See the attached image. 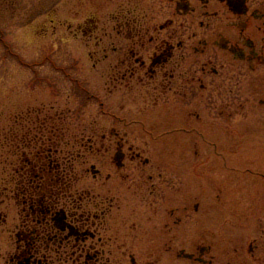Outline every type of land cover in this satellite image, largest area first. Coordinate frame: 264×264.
<instances>
[{
    "label": "rangeland",
    "instance_id": "rangeland-1",
    "mask_svg": "<svg viewBox=\"0 0 264 264\" xmlns=\"http://www.w3.org/2000/svg\"><path fill=\"white\" fill-rule=\"evenodd\" d=\"M191 5L194 13L181 16L169 0H0V137L17 115L37 110L69 116L68 150L83 130L101 135L115 125L142 154L120 186L126 196L112 220L118 242L145 257L150 244L173 241L178 226L180 241L196 254L195 245L212 246L206 257L213 264H258L253 259L264 258V64L251 69L217 47L219 34L235 40L238 29L223 16L204 18L200 0ZM172 30L185 39L196 34L188 51H203L191 52L185 67L213 59L221 75L204 80L205 90L189 82L182 91L193 102L146 81L127 89L118 80L114 89L112 78L120 75L109 68L118 57L113 47L124 49L131 34ZM92 162L101 164L92 157L87 167ZM145 173L154 174L156 192L152 182L139 184L149 180Z\"/></svg>",
    "mask_w": 264,
    "mask_h": 264
},
{
    "label": "flooded vegetation",
    "instance_id": "flooded-vegetation-1",
    "mask_svg": "<svg viewBox=\"0 0 264 264\" xmlns=\"http://www.w3.org/2000/svg\"><path fill=\"white\" fill-rule=\"evenodd\" d=\"M169 1L175 4L178 15L187 16L195 11L191 0ZM200 1L205 8L204 18L223 16L228 26L238 29L235 40L219 34L217 47L230 52L238 61H248L251 69H256L255 63L264 64V0ZM212 2L219 3L221 9L210 10ZM160 27L161 31L166 29V25ZM178 32H138L126 36L128 44L124 49L113 47L112 52L118 57L109 68L120 75L112 78L114 89L119 81L127 89L133 88L135 82L146 81L155 84V88L161 86L164 92L173 89L185 99L190 94L182 89L192 87L189 82H197L205 90L204 80L216 79L221 70L210 65L213 59L199 65L195 60L185 67L191 52L203 51L197 47L188 51L189 41L196 34L185 39ZM171 66L175 72L169 73ZM42 113L37 110L17 115L16 118L22 117L16 120L23 129L14 143L15 149L12 155H6L4 145L1 149L0 264H213L212 257H206L212 246L195 245L199 250L196 254L180 241L178 226L173 231V241L150 244L144 248L145 257L138 258L130 243L118 242L116 232L120 230L112 220L125 195L120 186L131 180L132 163L141 159V152L128 141V132L117 131L115 125L102 136L95 129L89 131L91 134L83 130L80 140H76L79 147L73 144L68 150L69 142L64 144L63 137L70 131L69 116ZM28 131L29 136H24ZM92 157L101 164L92 162L87 167ZM141 163L147 165L149 161ZM108 168L112 170L106 172ZM148 174L149 180L141 179L139 184L152 182L154 193L155 177L151 173L145 176ZM126 189L130 192L131 185ZM253 262L264 264V258H254Z\"/></svg>",
    "mask_w": 264,
    "mask_h": 264
},
{
    "label": "trees",
    "instance_id": "trees-1",
    "mask_svg": "<svg viewBox=\"0 0 264 264\" xmlns=\"http://www.w3.org/2000/svg\"><path fill=\"white\" fill-rule=\"evenodd\" d=\"M28 113H31L28 112ZM26 113V115L28 114ZM18 118H22L19 116ZM18 118H15L18 119ZM25 118V117H24ZM23 128L18 126L17 120L14 122L13 126L11 129H9L7 132H4L1 134L0 137V149H2L3 145L5 146L6 149V155H12V152L15 149L14 143L16 142V139L19 138V133ZM24 136H29V131L24 135ZM0 155H1V150H0ZM9 162V161H8Z\"/></svg>",
    "mask_w": 264,
    "mask_h": 264
}]
</instances>
